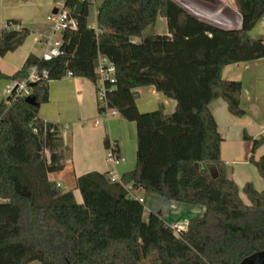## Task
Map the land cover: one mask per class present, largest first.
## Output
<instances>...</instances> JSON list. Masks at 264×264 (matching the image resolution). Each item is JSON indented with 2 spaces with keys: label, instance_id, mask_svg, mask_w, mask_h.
Returning a JSON list of instances; mask_svg holds the SVG:
<instances>
[{
  "label": "trees",
  "instance_id": "1",
  "mask_svg": "<svg viewBox=\"0 0 264 264\" xmlns=\"http://www.w3.org/2000/svg\"><path fill=\"white\" fill-rule=\"evenodd\" d=\"M76 2L66 0L70 7ZM234 2L238 28L199 19L177 0H101L96 30L87 22L84 1L81 13H73L76 29L62 33L61 54L43 59L30 53L13 73L0 71V79L11 80L27 76L34 64L49 72L46 81L30 83L35 103L23 96L9 103V97L0 99V264H238L264 249V186L246 181L242 198L227 176L222 136L209 108L221 97L230 113L244 115L241 81L223 78L222 69L264 57V39L249 34L264 0ZM159 15L168 33L144 34ZM30 31L19 19H6L0 55L15 50ZM98 53L116 69L107 101L136 121V164L114 180L109 171L78 175L79 202L73 187L49 177L65 166V143L58 126L39 115V106L49 99V80L68 71L95 84ZM142 85L175 99L174 110L166 112L160 102L149 112L138 111L136 87ZM243 137L252 141L249 160L264 183V153L253 155L264 132ZM104 144L110 146L108 136ZM127 183L204 210L176 230L160 210H150L145 219L144 203L128 195Z\"/></svg>",
  "mask_w": 264,
  "mask_h": 264
},
{
  "label": "crops",
  "instance_id": "2",
  "mask_svg": "<svg viewBox=\"0 0 264 264\" xmlns=\"http://www.w3.org/2000/svg\"><path fill=\"white\" fill-rule=\"evenodd\" d=\"M53 2L54 0H0V28L9 18H17L21 24L31 26L30 33L21 45L0 55V71L11 74L22 66L28 54L40 56L43 37L49 32L45 26V17L56 6ZM181 6L199 19L220 27L241 26V15L234 0H181ZM150 26L152 29L146 32ZM150 26L145 29L144 34L168 33L166 18L161 15ZM249 34L264 39V12L249 30ZM133 39L139 41L141 38ZM222 77L241 81L240 103L246 113L242 116L233 115L221 97L214 99L209 108L222 136L221 157L226 163L227 176L236 181L240 195L246 201L241 191L246 181L253 182L257 189L264 186L257 168L249 160L252 141L243 137L244 132L254 137L264 132V57L229 63L223 67ZM7 80L9 82L5 86L12 81ZM48 86L49 99L40 104L39 115L58 126L65 143V166L60 171L50 172L49 177L63 186L62 178L57 174L64 173L69 182L67 186L73 187L76 200L81 202V194L75 187L78 175L98 170L109 171L120 178L123 172L134 168L137 152L136 121L126 119L118 112L119 115L116 113L95 123V118L99 115L95 85L86 77L66 75L49 80ZM136 90V106L140 112H149L160 102L164 104L166 112H172L175 108V99L165 96L153 85L138 86ZM106 136L117 143V153L120 156L117 163L107 159L104 144ZM262 153L264 143L255 150L254 158ZM135 191L143 198L145 208L149 211L160 210L165 221L171 225L198 216L204 210L202 205L167 199L142 188H136Z\"/></svg>",
  "mask_w": 264,
  "mask_h": 264
},
{
  "label": "built area",
  "instance_id": "3",
  "mask_svg": "<svg viewBox=\"0 0 264 264\" xmlns=\"http://www.w3.org/2000/svg\"><path fill=\"white\" fill-rule=\"evenodd\" d=\"M78 1V0H77ZM88 2V7L92 4L94 5L95 0H81ZM57 11H50L46 18L51 21L50 30L47 34L44 35L42 41V51L40 57L43 59H50L54 56H57L63 52L62 48V33L65 29H76L77 21L73 15L74 7H70L66 4V0L58 1V5H56ZM95 13L97 12V6L94 8ZM90 26L98 30L96 22L91 23ZM56 32L58 35L56 36ZM115 64L114 62L106 55L98 53L96 64H95V72L97 74L95 81V93L96 99L98 103V107H101L99 110V115L95 118V123L99 122L101 118H108L110 115H114L118 112L115 108L108 106V101L106 97V92L108 89V84L115 81ZM48 70L46 68L39 69L36 64L32 65L29 68L27 76L23 77L19 80H12L5 87L6 97H9L6 100L9 103L11 100L17 97H25L31 94L32 89L30 83L35 82H44L48 79ZM66 75H72L70 71L67 72ZM115 142L110 140V146L107 148V159L112 163H117L120 159V156L113 150ZM111 179H119L115 177L111 172ZM125 189L128 192L130 197L136 198L139 201L143 202V198L138 195L135 191V187L132 183L124 184ZM183 223H174L172 226L179 229H186L188 224V220L182 221Z\"/></svg>",
  "mask_w": 264,
  "mask_h": 264
},
{
  "label": "rangeland",
  "instance_id": "4",
  "mask_svg": "<svg viewBox=\"0 0 264 264\" xmlns=\"http://www.w3.org/2000/svg\"><path fill=\"white\" fill-rule=\"evenodd\" d=\"M58 1H61V0H54V2H53V4H55V5H58ZM100 1L101 0H95L94 1V5H90L89 7H88V15H87V22H88V24L90 25L91 23H94L95 22V16H96V13H95V10H94V8H96V6L100 3ZM177 2L178 3H180L181 4V0H177ZM50 23H51V21L50 20H48L46 17H45V26L46 27H48V30H50V28H49V26H50ZM158 25V24H157ZM29 27H31V26H29ZM152 29V26H150L147 30H146V32H148V31H150ZM58 35V32H56V36ZM38 47H39V45H38ZM42 46H41V51H42ZM6 82H9L7 79H4V78H2V79H0V99H2V98H5L6 97V94H5V83ZM117 113V115H119V113L118 112H116ZM115 113V114H116ZM57 175H60L61 176V178H62V181H63V187L64 186H67L68 184H69V182L67 181V179L65 178V174L64 173H60V174H57ZM65 188V187H64ZM67 188H69V186H67ZM66 189V188H65ZM148 212H149V209H147V208H145V210H144V213H143V216H144V218L146 219L147 218V216H148ZM188 217H190V215H188ZM183 223V222H182ZM179 224H181V222L179 223Z\"/></svg>",
  "mask_w": 264,
  "mask_h": 264
},
{
  "label": "water",
  "instance_id": "5",
  "mask_svg": "<svg viewBox=\"0 0 264 264\" xmlns=\"http://www.w3.org/2000/svg\"><path fill=\"white\" fill-rule=\"evenodd\" d=\"M82 7H83V2L81 0H78L75 4V7L73 9V12L75 14H79L82 11ZM53 12L57 11V7H54L52 9ZM25 100L27 102L30 103H35V99L34 96L32 94H29L27 96H25ZM108 106L112 107V104L110 102H108ZM198 163L195 162V165H197ZM215 174V172L213 173ZM238 264H264V249H260V250H256L246 256H244L239 262Z\"/></svg>",
  "mask_w": 264,
  "mask_h": 264
}]
</instances>
